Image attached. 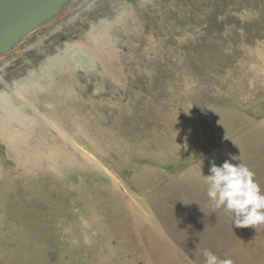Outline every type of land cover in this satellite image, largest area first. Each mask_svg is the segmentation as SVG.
<instances>
[{
	"label": "rangeland",
	"instance_id": "374dc122",
	"mask_svg": "<svg viewBox=\"0 0 264 264\" xmlns=\"http://www.w3.org/2000/svg\"><path fill=\"white\" fill-rule=\"evenodd\" d=\"M264 0H73L0 56V264H264Z\"/></svg>",
	"mask_w": 264,
	"mask_h": 264
},
{
	"label": "clouds",
	"instance_id": "9594fccd",
	"mask_svg": "<svg viewBox=\"0 0 264 264\" xmlns=\"http://www.w3.org/2000/svg\"><path fill=\"white\" fill-rule=\"evenodd\" d=\"M254 173L244 164L225 161L212 163L207 177V196L214 209L223 208L237 228L264 225V192L254 179ZM205 264H233L231 259H219L208 249L203 250Z\"/></svg>",
	"mask_w": 264,
	"mask_h": 264
},
{
	"label": "water",
	"instance_id": "95a60500",
	"mask_svg": "<svg viewBox=\"0 0 264 264\" xmlns=\"http://www.w3.org/2000/svg\"><path fill=\"white\" fill-rule=\"evenodd\" d=\"M73 0H0V56L62 14Z\"/></svg>",
	"mask_w": 264,
	"mask_h": 264
},
{
	"label": "bare ground",
	"instance_id": "6f19581e",
	"mask_svg": "<svg viewBox=\"0 0 264 264\" xmlns=\"http://www.w3.org/2000/svg\"><path fill=\"white\" fill-rule=\"evenodd\" d=\"M36 30H37V29H36ZM25 38H26V37H25ZM25 38H24V39H25Z\"/></svg>",
	"mask_w": 264,
	"mask_h": 264
}]
</instances>
